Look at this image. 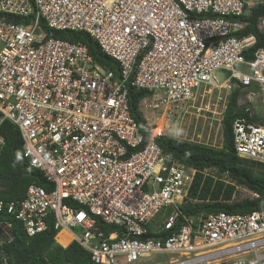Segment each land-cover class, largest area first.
<instances>
[{
    "label": "built area",
    "instance_id": "1",
    "mask_svg": "<svg viewBox=\"0 0 264 264\" xmlns=\"http://www.w3.org/2000/svg\"><path fill=\"white\" fill-rule=\"evenodd\" d=\"M259 2L0 0V124L20 130L25 158L54 185L30 184L0 210L30 236L52 222L56 242L77 241L97 264H264V208L183 214L200 170L157 142L166 135L210 145L198 124L218 123L223 134L237 93L235 152L264 164V48L248 58L256 36L238 34ZM64 29L90 34L119 68L54 35ZM130 87L149 92L139 102L148 138L131 114ZM63 230L72 236L66 245ZM161 253L170 257L152 260Z\"/></svg>",
    "mask_w": 264,
    "mask_h": 264
},
{
    "label": "trees",
    "instance_id": "2",
    "mask_svg": "<svg viewBox=\"0 0 264 264\" xmlns=\"http://www.w3.org/2000/svg\"><path fill=\"white\" fill-rule=\"evenodd\" d=\"M262 17H264V0H260L249 10L248 15L245 16L248 24L238 32L240 35L256 36L254 46L247 52L248 58H252L257 49L264 48V31L258 27ZM54 35L83 42L100 64L114 70L119 68L117 61L104 53L87 32L64 29L55 30ZM148 94L145 89L133 87H130L128 92L131 114L146 138L151 134V128L147 126L139 110V102ZM236 101L237 93H234L223 120L221 147L189 142L166 135L157 138L158 144L165 151L183 163L200 170L196 173L189 190L190 200L181 206L183 214L187 216L218 211L246 213L264 208V164L239 157L233 146V122L237 116L243 114L242 109L237 107ZM0 134L5 139L0 149V201L23 198L28 186L33 183L51 191L54 185L49 183L43 173L32 167L25 158L20 130L13 123L5 120L0 124ZM206 169L210 170L209 174L204 172ZM237 186L246 187L258 195L234 199ZM8 222L11 224L5 236L0 235V264H3L4 255L7 256L5 264H97L91 259L90 253L77 241L68 244L72 236L61 233L57 236L60 242L68 244L67 246L56 242L57 231L52 222L44 231L30 236L23 222L4 208L0 210V231L4 230L3 224Z\"/></svg>",
    "mask_w": 264,
    "mask_h": 264
},
{
    "label": "rangeland",
    "instance_id": "3",
    "mask_svg": "<svg viewBox=\"0 0 264 264\" xmlns=\"http://www.w3.org/2000/svg\"><path fill=\"white\" fill-rule=\"evenodd\" d=\"M219 78L220 75H219ZM195 119H191L189 118L187 120V124L185 126H192L190 128L191 132H195ZM203 122V121H202ZM157 127L160 128V130L163 129V126H164V119H161L158 123H157ZM203 132V134H202ZM196 133H200L203 135L201 141L205 142V143H208L210 145H213V146H216V147H221L222 144H223V134H222V125H218V123H215V124H210L209 122H206V123H200L198 124V127H197V131ZM243 196H253V192L250 191L249 189H247L246 187H243V186H237L236 187V191H235V194H234V199H237L239 197H243ZM159 223H154V224H151V227L152 228H155L157 226H159ZM6 230L7 228H4V230H1L0 231V235H3L5 236L6 234ZM170 257V254H165V253H161V254H157V255H153L152 257V260H155V261H164V260H167L168 258Z\"/></svg>",
    "mask_w": 264,
    "mask_h": 264
},
{
    "label": "bare ground",
    "instance_id": "4",
    "mask_svg": "<svg viewBox=\"0 0 264 264\" xmlns=\"http://www.w3.org/2000/svg\"><path fill=\"white\" fill-rule=\"evenodd\" d=\"M156 126H158V125H156ZM162 131H163V129L162 130H160V128H155L154 129V134L155 135H158V134H161L162 133ZM62 235H70L71 236V234H69V232H67L66 230H63L62 232H60Z\"/></svg>",
    "mask_w": 264,
    "mask_h": 264
}]
</instances>
